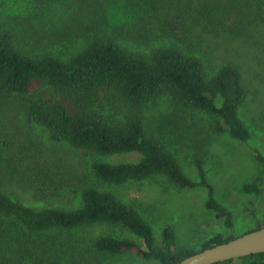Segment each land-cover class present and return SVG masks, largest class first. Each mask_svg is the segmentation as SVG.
Segmentation results:
<instances>
[{
    "label": "trees",
    "instance_id": "1",
    "mask_svg": "<svg viewBox=\"0 0 264 264\" xmlns=\"http://www.w3.org/2000/svg\"><path fill=\"white\" fill-rule=\"evenodd\" d=\"M263 9L264 0H0V101L16 99L23 123L50 142L102 157L139 154L136 161L94 160L92 173L102 183L163 175L181 188H204V207L231 229L232 213L214 197L202 158L194 156L197 179L189 178L162 132L185 139L182 121L199 111L220 118L232 138L248 141L251 131L238 116L247 95L240 68L225 62L209 73L198 43L221 33L244 37ZM164 98L171 109L154 131L146 109ZM216 129L223 131L217 123ZM255 157L264 164V155ZM263 180L264 172L242 191L259 194ZM79 195L73 208L33 207L0 190L1 263L9 259L1 255L4 247L29 264H64L59 252L69 247L61 234L99 224L137 239L100 233L90 240L92 251L129 252L158 264L238 236L217 232L198 248L178 247L164 226L158 244L151 225L114 193L87 184ZM3 218L16 222L12 232L3 230ZM263 225L264 213L246 232ZM214 264H264V252Z\"/></svg>",
    "mask_w": 264,
    "mask_h": 264
},
{
    "label": "rangeland",
    "instance_id": "2",
    "mask_svg": "<svg viewBox=\"0 0 264 264\" xmlns=\"http://www.w3.org/2000/svg\"><path fill=\"white\" fill-rule=\"evenodd\" d=\"M251 21V29L244 37L221 33L216 38L202 36L203 41L198 43V52L204 56L209 73L225 62H233L240 68L247 95L238 116L251 131L248 141L232 138L220 118L199 111L185 115L180 131L185 139H179L178 133H172V130L162 132L164 136L160 133L189 178L197 179L194 156L202 158L206 178L214 188V197L232 213L231 229L226 228L213 211L204 207L207 194L202 187L181 188L163 175H152L122 185L98 181L91 170L94 160L136 161L139 154L102 157L65 143L50 142L36 127L23 123L19 103L14 98L3 103L0 101V146L7 143L3 150L0 149V190L33 207L73 208L79 202L80 189L94 184L132 205L151 225L158 244L161 243L163 227L170 226L178 247L198 248L214 233L236 236L255 227L264 213V180L259 194L242 191V185L264 172V164L255 157L257 153L264 155V9L259 17L252 16ZM166 101L164 98L146 109L154 131H160L161 117L171 109ZM216 123L223 131L216 129ZM35 162L37 166L32 164ZM28 163L33 166L29 165L26 174L24 165ZM250 211L254 212L255 218L249 215ZM3 220V230L12 232L16 225L14 219ZM100 233L137 239L127 230L100 224L71 234L63 233L61 239L67 242L66 248L69 247L59 252L63 263L158 264L156 260H145L129 252L117 255L95 253L90 240ZM11 254L2 247L1 255L9 259L3 263L1 259L0 264H29L19 254Z\"/></svg>",
    "mask_w": 264,
    "mask_h": 264
},
{
    "label": "water",
    "instance_id": "3",
    "mask_svg": "<svg viewBox=\"0 0 264 264\" xmlns=\"http://www.w3.org/2000/svg\"><path fill=\"white\" fill-rule=\"evenodd\" d=\"M264 252V225L226 242L195 252L173 264H214Z\"/></svg>",
    "mask_w": 264,
    "mask_h": 264
}]
</instances>
